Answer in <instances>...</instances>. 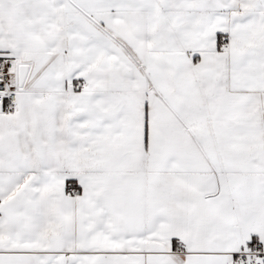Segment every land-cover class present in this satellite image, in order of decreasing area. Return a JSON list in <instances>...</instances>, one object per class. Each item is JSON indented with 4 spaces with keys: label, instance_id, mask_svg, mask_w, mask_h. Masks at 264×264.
Returning a JSON list of instances; mask_svg holds the SVG:
<instances>
[{
    "label": "snow or ice",
    "instance_id": "1",
    "mask_svg": "<svg viewBox=\"0 0 264 264\" xmlns=\"http://www.w3.org/2000/svg\"><path fill=\"white\" fill-rule=\"evenodd\" d=\"M0 264H264V0H0Z\"/></svg>",
    "mask_w": 264,
    "mask_h": 264
}]
</instances>
